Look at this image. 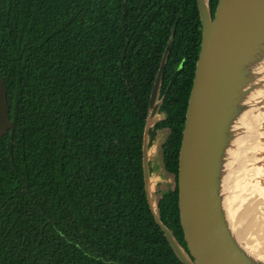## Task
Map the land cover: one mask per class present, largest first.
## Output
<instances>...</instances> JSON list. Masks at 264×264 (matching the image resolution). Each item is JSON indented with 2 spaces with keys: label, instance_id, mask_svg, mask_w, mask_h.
I'll use <instances>...</instances> for the list:
<instances>
[{
  "label": "trees",
  "instance_id": "obj_1",
  "mask_svg": "<svg viewBox=\"0 0 264 264\" xmlns=\"http://www.w3.org/2000/svg\"><path fill=\"white\" fill-rule=\"evenodd\" d=\"M219 0H210L212 14ZM162 76L178 218V152L202 41L197 0H0V79L15 130L0 138V264H183L144 192L142 146Z\"/></svg>",
  "mask_w": 264,
  "mask_h": 264
},
{
  "label": "water",
  "instance_id": "obj_2",
  "mask_svg": "<svg viewBox=\"0 0 264 264\" xmlns=\"http://www.w3.org/2000/svg\"><path fill=\"white\" fill-rule=\"evenodd\" d=\"M202 41L178 152V218L185 250L161 223L149 171V130L161 119L162 76L170 38L150 97L142 146L144 192L149 211L183 264H264L239 242L230 217L231 158L239 151L237 124L256 106L264 113V0H197ZM15 130L0 79V138ZM264 170V159L256 163ZM264 184V180H263ZM246 189V187H244ZM245 202L250 199L243 188ZM238 188L234 192L237 196ZM238 198V197H237ZM238 202L241 203L240 198ZM249 206H251L249 204ZM251 208V207H248Z\"/></svg>",
  "mask_w": 264,
  "mask_h": 264
},
{
  "label": "bare ground",
  "instance_id": "obj_3",
  "mask_svg": "<svg viewBox=\"0 0 264 264\" xmlns=\"http://www.w3.org/2000/svg\"><path fill=\"white\" fill-rule=\"evenodd\" d=\"M258 99L256 94L254 109L246 113L236 126L242 135L236 141L239 151L231 158L228 184L233 193L237 188H243L249 194L251 207L256 206L245 209L246 230L243 233L244 225H238L236 235L254 259L264 262V170L256 167V163L264 159V113L256 106ZM240 200L245 202L244 197Z\"/></svg>",
  "mask_w": 264,
  "mask_h": 264
},
{
  "label": "rangeland",
  "instance_id": "obj_4",
  "mask_svg": "<svg viewBox=\"0 0 264 264\" xmlns=\"http://www.w3.org/2000/svg\"><path fill=\"white\" fill-rule=\"evenodd\" d=\"M153 127L154 126L150 127V130H152ZM158 134H161V132H159ZM164 142H166L165 135L156 137V139L153 141L149 138V145H148L149 155H150L149 171H150V180H151V190L155 203L158 201L162 193H165L168 190H172L175 186L174 177L167 174V172L163 168L161 147L164 144ZM228 194H229L230 217L233 221V225L235 229L238 230V225H244L242 228L246 227L248 222L247 220L244 221V217L247 216L246 213L247 208L251 207L249 206L250 200L246 202L241 201V203L238 202V198H241L242 196L245 197L246 195L239 188H238L237 196L236 194L233 193L232 189L231 190L228 189ZM254 207L256 206L252 205L251 208ZM251 208H248V210H251ZM245 230L246 229L244 228L241 231L244 233Z\"/></svg>",
  "mask_w": 264,
  "mask_h": 264
},
{
  "label": "flooded vegetation",
  "instance_id": "obj_5",
  "mask_svg": "<svg viewBox=\"0 0 264 264\" xmlns=\"http://www.w3.org/2000/svg\"><path fill=\"white\" fill-rule=\"evenodd\" d=\"M160 92H161V90H160ZM159 98L163 99V97H161V94H159ZM160 114L162 115V118L156 123V125L159 124L160 122H162L164 120V118H165V114L162 113L161 108H160ZM163 116H164V118H163ZM156 125L149 132L150 139L153 141V140L156 139V137H159L161 135H165L166 139H167L168 136H169V133H170L169 129H167V128H159V129H157ZM159 132H161V134H158Z\"/></svg>",
  "mask_w": 264,
  "mask_h": 264
}]
</instances>
